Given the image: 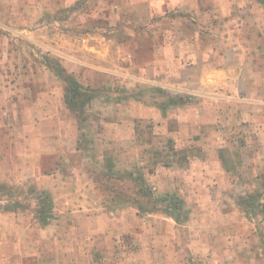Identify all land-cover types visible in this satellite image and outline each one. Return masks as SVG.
<instances>
[{
	"label": "rangeland",
	"instance_id": "rangeland-1",
	"mask_svg": "<svg viewBox=\"0 0 264 264\" xmlns=\"http://www.w3.org/2000/svg\"><path fill=\"white\" fill-rule=\"evenodd\" d=\"M193 1L186 0L188 5ZM171 2L174 5L176 0ZM118 4V7H111L116 16L123 9L122 4ZM202 5L211 12L210 16H204L200 25L201 46L218 47L219 51L224 48L227 57L236 61V66L239 52L244 47L253 58L259 53L260 59L264 60V36L260 38L264 31L263 2L202 0ZM79 8L76 5L69 9L64 0H0V183H35L39 190H47L52 195L55 201L53 213H61L60 217H51L49 228H46L32 210L37 203L33 194L28 198L20 195L31 208L17 211L4 210L11 200L0 199V246L2 243L6 246L5 254L18 255L6 264H103L108 258V253L96 251L88 256L84 251L71 250L66 227L72 222L63 217L62 210L63 198L72 190L71 185L65 183L71 181L68 176L73 174L62 169L51 177L39 176L31 146L32 141L38 145L43 143L42 147L45 143L36 137L35 140L28 139V134L46 130L44 126H38L42 111L37 109L42 103L45 110L46 102H53L55 115L61 118L59 130L64 127L71 134L77 133L74 121L78 120L70 110L62 108L64 85L41 65V61L47 52L60 60H64L61 51L78 56L80 43L78 40L68 42L65 35L69 32L79 34L80 16L86 19V26L93 28L97 21L106 20L105 13L107 16L110 13L107 9L98 12L92 2L81 12ZM133 9H125L126 17L122 18L135 20L137 11L135 7ZM175 9L168 11L166 17H175L176 13L182 12L191 15L193 11L176 12ZM98 17H102L101 20ZM162 17L152 19V35L170 28L168 24H157ZM148 44L153 49L154 41ZM111 47L116 50L113 43ZM67 62L74 63L70 59ZM103 75L102 81L94 73H87L86 80L78 73L75 77L93 87L97 97L103 96L108 101L117 94L125 99L126 89H133L127 88L125 78L118 79L109 72ZM142 85L156 87L146 82ZM134 91L142 94L138 89ZM166 91L190 101L171 108L165 116L161 113L160 120L135 118L130 127L125 123L122 138L115 136L107 122L132 119L128 114L129 107L116 109L110 103H101L104 98L100 97L93 98L86 106L83 120L78 123L83 151L73 153L71 160L88 163L96 192L101 194L99 198L102 197L98 201L101 206L97 208L118 225H130L135 229L129 237L122 232V247H135L136 250L144 243L156 252L150 257L146 254V259L152 261L162 258L160 249L165 246L166 260L153 264H264V217L250 218L243 206V198L257 189L264 179V130L260 132L264 127V107L245 102V94L241 91L216 90L219 96L233 94L235 99L230 102ZM70 116L73 126L67 118ZM99 132L105 136L98 135ZM56 148L61 149L58 143ZM65 154L63 151L49 156L44 154L42 173L58 170ZM100 154L103 158H99ZM100 161H103V168L98 165ZM191 169L196 173L194 177ZM141 175L164 199L160 202L161 212L138 210L135 201L145 202V199L137 193L133 179ZM118 197L128 200L117 203ZM175 202L179 205L173 213L178 216L177 220L170 217V206L173 208ZM52 228L55 232L50 242L45 240L42 231ZM22 231L28 240L32 239L31 243L18 244ZM73 233L76 242L78 236Z\"/></svg>",
	"mask_w": 264,
	"mask_h": 264
},
{
	"label": "crops",
	"instance_id": "crops-1",
	"mask_svg": "<svg viewBox=\"0 0 264 264\" xmlns=\"http://www.w3.org/2000/svg\"><path fill=\"white\" fill-rule=\"evenodd\" d=\"M64 2L69 9L78 5L80 7L79 12L90 2L94 3V9L99 10L98 12H105L106 9L110 11L108 16L105 13V18L103 17L106 20L102 23L97 21L98 24L94 23L93 28L86 26V19L80 16L79 34L69 32L65 35L68 42L78 40L80 43L78 56L59 51L64 56V60L61 59V62L74 75L76 73L80 76L83 75L82 78L86 80L85 75L87 76V73H94L102 81L103 74L109 72L116 75L118 79L125 78L128 81L127 88H138L144 86L142 83L146 82L165 90L192 93L210 100L224 99L229 102L235 99L233 94L219 96L216 90L225 89V91H232L233 93L241 91L245 94V102L264 107V60L260 59L259 53H256V57L253 58L247 48L244 47L239 52L238 65L236 66V61L233 62L230 57H227L228 52L224 48L219 51L218 47L212 46L208 49L199 44L202 19L205 15L206 17L210 16L209 12H211L209 8L202 7V0H194L192 5H188L186 0H176L174 5H172L171 0H64ZM118 3L122 4L123 9L116 16L115 10H112L111 7H118ZM133 7H135L138 15L134 13L135 20L122 18L125 16V9H128V11L134 10ZM173 8H176L174 10L176 12L189 10L194 12L192 11L191 15L182 12L176 13L175 17H166L167 12ZM160 16H163L162 20L157 24L163 26L168 24L171 29L169 28L162 33L154 32V35H152L150 33L152 19ZM70 24L69 22L68 25ZM263 36L264 31H262L260 38ZM149 41H154L153 49L149 46ZM112 43L116 50L111 47ZM145 43H147V46ZM119 58L126 61L121 62ZM68 59L74 61V63L67 62ZM44 70L47 72L46 69ZM79 81L81 82V80ZM47 95L49 94L47 93ZM121 96L117 94L109 101L103 96H99L102 99L104 98L101 103L106 105L110 103L116 109L122 110L121 107L123 106L130 108L128 114L132 119L126 121L120 118L108 120L107 126L110 130L114 129L115 136L122 138V127L125 123L129 127L132 126L135 118H153L154 120L162 118L161 111L153 104L144 103L135 98L124 99ZM42 106L43 104L40 103L37 108L42 111L38 126L41 128L44 126L46 130L28 134V139L35 140L36 137L45 143L42 147L43 143L38 145L32 141L31 146L32 156L33 158L35 156L34 160L36 161L35 168L39 171V176H43V178L51 177L60 173L62 169H65L66 173L71 171L73 174L68 176L71 181L65 183L71 185L72 190H69L68 195L63 198L64 209L62 210L63 217L72 222L68 225L69 228L66 227L71 250L84 251L88 256L91 252L96 251L101 254L108 253V258H105L103 264H153L164 262L168 251L163 245L160 249L162 258L159 257L158 261L146 259L147 256L150 257L156 252L153 251L152 247H146L144 243L136 250H134L135 247L134 249L122 247V235L125 233V236L129 237L128 234H134L135 229H132L130 225H123V221L121 222L122 225H118L119 223H115L113 218L108 214H103L97 208L101 206L98 201L102 197L99 198L101 194L96 192L88 163H78L71 160L73 153L83 151V146L79 143V121H74L77 133L73 134L72 132L71 134L64 127H62L63 130H59L61 118L55 115L53 102H50V104L46 102L45 110ZM62 108L66 111L69 110L65 102ZM66 116H63V120ZM67 118L70 119V126H73V118L71 116ZM34 121H36V118H34ZM56 127L58 128L56 129ZM263 130L264 127L260 128V132H263ZM98 135L105 136L102 132H99ZM56 143L59 144L61 149L56 148ZM73 144L75 146L71 148ZM61 151L66 152L62 156L64 159L62 161L63 165L59 166L57 172L43 174V155L49 156ZM99 158H103V154H100ZM98 165L103 168V161H100ZM194 169H191L193 177L196 175ZM187 186L190 187V184ZM87 206H90L91 209H86ZM60 214V212L59 214L53 213L52 218L55 216L60 217ZM47 225L46 228H49ZM21 227L20 224V231ZM53 228L42 231L45 233V238H47L45 240L51 242L54 239L55 229ZM73 232L78 236L76 242V236L73 235ZM31 242L32 239L28 240L27 235L23 231L20 232L19 245ZM137 244L139 245L138 242ZM2 245L0 246V264H6L18 255L5 254L7 248L3 243ZM19 253L23 256L22 250ZM148 253L150 254L148 255Z\"/></svg>",
	"mask_w": 264,
	"mask_h": 264
},
{
	"label": "trees",
	"instance_id": "trees-1",
	"mask_svg": "<svg viewBox=\"0 0 264 264\" xmlns=\"http://www.w3.org/2000/svg\"><path fill=\"white\" fill-rule=\"evenodd\" d=\"M260 1L264 3V0ZM41 65L46 67L55 78L63 83L64 102L70 112L81 122L86 111V106L96 97L97 91L93 87L81 83L73 73L68 71L59 57L50 55L47 52L44 56V60L41 61ZM135 89L142 91V94L140 92V94L135 93ZM143 90L148 91L144 93ZM129 96L141 102H150L156 106L164 116L167 115L171 108L185 105L190 101L187 97L178 94H170L164 88L157 86H141L138 88L126 89L125 97L128 98ZM133 182L138 188L137 193L141 198L145 199V202L141 200L135 201L138 210L147 213L161 212L160 202L164 199L159 197V194L152 190L146 179L141 175L134 177ZM29 194H33V198L37 202L36 206L32 209L36 218L41 222L42 226H46L53 216L55 208V201L49 191L39 190L35 183L23 185L0 183V199L11 200L9 203L5 204L4 210L17 211L19 209L31 208L28 202L20 199V195H24L28 198L27 196ZM263 194L264 179L260 182L257 189L249 192L247 196L243 198L244 211L250 218H254L257 215H263L264 217ZM116 200L117 203H126L128 199L118 197ZM170 208V217L177 220L178 216L173 213L179 209V205L175 202L174 207L172 208L170 206Z\"/></svg>",
	"mask_w": 264,
	"mask_h": 264
}]
</instances>
